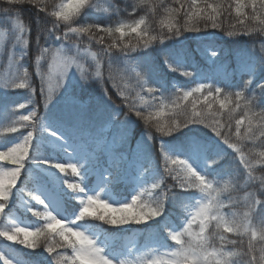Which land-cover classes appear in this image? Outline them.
<instances>
[{"label": "trees", "instance_id": "obj_1", "mask_svg": "<svg viewBox=\"0 0 264 264\" xmlns=\"http://www.w3.org/2000/svg\"><path fill=\"white\" fill-rule=\"evenodd\" d=\"M40 2L24 0L23 3L9 5L0 0V9L9 8L12 13L9 17L0 11V38H3V47L0 48V88L13 80V63H18L21 67L18 77L26 69L30 88L35 89L34 94L28 88L0 89V116L3 117L0 146H7L32 131L31 127H21L25 122H21L19 116L28 114L33 108L37 111L34 118L37 122L40 117H44L76 140L108 137L110 132L101 134L103 126L108 125V131H112L122 121L128 128L127 134L131 133V140H137L141 134L147 133L151 138L143 149L149 157L141 159L147 172V186L138 204L147 202L149 196L163 199L164 214L146 218L140 224L126 225H111L87 214L80 219L99 230L102 237L116 247H121L127 236L135 235L139 237L138 247L150 249L154 243L163 245L169 239V228L180 225L188 208L195 203L196 196L201 194L195 188H180L177 176L181 172L180 166L171 163L166 165L162 146L168 155L180 160H187L193 152L205 155L209 163L207 178L215 182L217 188L226 189L221 195H224L228 205V216L232 213L241 216L248 213L253 225L264 220V205L253 207L252 204L253 193L257 200L264 202V191L260 189L264 178V97H261L260 89V85L264 84V55L260 54L261 45L264 44V31H261L264 24L254 18V15H260L261 20H264L259 0L255 12L251 0H243L242 14L236 11L237 0H144L143 3H139V0H84L72 17L75 22L71 26L93 27L79 34L68 31L67 25L63 23L58 30L52 29L53 18L47 15L45 9L37 7ZM209 16H213L214 20L209 19ZM17 20L23 24V31L16 26ZM141 20L143 23L139 24L136 32L128 27H135ZM213 23L219 27H212ZM121 24L125 25L124 35L115 31L109 34L102 30L115 29ZM43 29L56 31L60 40L55 37L47 39ZM229 31L234 32V35L229 36ZM37 36H40L39 44ZM153 36L155 40L150 39ZM24 40L28 41L27 46ZM145 41H148L147 45ZM109 45H113L110 50ZM44 48L49 51L43 52ZM57 49L75 50L78 57L88 62L85 76L91 83L85 84V79L72 83L61 97L59 92L56 98L51 96V102L45 109L48 89L37 74L36 57H42L39 69L46 78L49 62ZM213 51L218 56L216 60L211 56ZM237 51H240L239 55ZM65 53L70 54L68 51ZM87 56L90 59H86ZM172 68L177 70L173 71ZM98 70L99 76L96 75ZM185 71L194 75H183ZM248 80L252 83L245 89L243 86ZM216 82H220L219 85ZM199 83L212 84L224 90L221 93L213 92L211 96L206 89L193 92L185 100L184 93L192 91ZM42 87L44 92H41ZM148 88L155 91L150 93ZM240 91H244V98L234 95ZM29 99L33 102L27 103ZM221 101H224V107H221ZM21 103H26L25 109L19 108ZM237 104L239 107H236ZM193 107L206 116L205 122L189 123L185 127V113H191ZM136 111L142 112L148 122L136 116ZM238 119L244 121L239 134L236 128ZM217 122L222 135L229 139L230 144L236 145L239 152L224 144L207 126ZM177 124L180 127L177 128ZM11 127L18 130L11 132ZM159 127L174 130L171 135H165L158 131ZM49 135L47 132L41 134L37 123L34 142L47 141ZM242 154L248 167L241 160ZM150 160L154 161L152 165L148 162ZM213 160L215 164L211 163ZM46 169L47 178L61 193L67 210L76 209L73 191L79 183L78 178L72 173L50 176ZM168 169H172L171 173ZM153 170L157 171L155 175H151ZM112 176V186L118 195H129L132 184L122 183L115 175ZM157 182L159 187L153 189L152 184ZM69 184L75 185V189L69 188ZM28 186L23 181L18 188L10 187L11 196L7 202H3L11 204L29 198L32 206L29 211L22 207L17 209L25 213L36 231L46 225L41 216L35 214L40 213V208L32 200ZM214 223L209 226L208 235L214 231ZM5 232L16 234L10 230L8 219L2 213L0 243L4 244L5 253L0 251V254L5 258L9 256L11 264H14L15 259L29 264H57L58 258L63 264L64 258L73 255L72 249L57 230L29 237L30 242H35L33 247L19 243V239H23L21 236L17 240L8 239L2 234ZM223 235L227 240L237 241L235 245L221 242L219 237L213 241L220 248L240 253L228 257L230 261L253 259L252 256H243V252L248 250V235L239 236L233 232H223ZM252 243L259 244V233ZM49 247L55 251L49 252ZM0 264H4L3 259H0Z\"/></svg>", "mask_w": 264, "mask_h": 264}, {"label": "rangeland", "instance_id": "obj_2", "mask_svg": "<svg viewBox=\"0 0 264 264\" xmlns=\"http://www.w3.org/2000/svg\"><path fill=\"white\" fill-rule=\"evenodd\" d=\"M1 46L2 38H0V48ZM67 51L70 52V50ZM64 52L66 51H61L57 56L55 70L50 68V66L53 64V58L50 60L49 71L47 72L45 78V88L48 89L47 80L49 73H51V96H53V98H56L57 92L60 93L59 97H61L63 92L69 90L72 83L78 82L79 80L83 79L81 76V72H83L84 76L87 72L85 65L88 62L82 60L77 56L78 54L76 53H72L71 55H64ZM236 53L237 55H239L240 51H237ZM212 57H214V60L218 58L217 55H212ZM65 58H72L75 63L69 68L67 76L64 77V87L57 88V81L60 79L59 73L63 70ZM86 59H90V56H87ZM20 71L21 67L18 65V63H13V79L18 78ZM0 89H3V85ZM45 122L52 131L58 133L57 136L51 135L50 137L49 145L52 149H49L46 145H42L40 143L35 145V148L29 150V161L25 163V168L21 171L24 177L25 174L27 176H33V180L30 185V189L32 190V197H34L35 195L40 196L41 199L45 201L48 210H51L53 212V215H57V218L64 219V225H75V227H77L79 230L84 231L85 234L93 235L94 237H96L101 246L106 245L105 251L114 261L125 259L136 262L142 257L144 253L149 252L152 248H156L157 251L154 256H149V259H155L157 257H159L160 259H169L170 253L175 250V248L179 247V245H176L171 237L170 240H167L163 245L159 246L158 244H155L150 249L138 247L139 241L137 237L126 239L123 247L116 248L108 245L106 241L101 237V234L97 229H94L89 224H85L77 219L80 207H82L80 205V200L86 199L88 195H93L97 192H100L101 199H106L109 204H112L114 207H119L122 203L130 204L132 202L133 196H140L142 194V189L146 187L147 179L145 177L147 172L145 171V167L141 162V159H147L149 156V154L143 149L148 142L149 135L142 134L140 135L138 140H131V133L127 134L128 128L126 125H123L124 121H122L120 122V124H117L113 127L114 129L112 130V133L109 137L99 136L94 139L79 138L78 140H75L67 132L62 131L60 128L56 127L48 120H45ZM2 124L3 117L0 116V126ZM107 127L108 125L103 127V132L107 130ZM103 132H101V134ZM121 136H123V139H121ZM19 143H23V138L15 141L7 147H0V151H7L8 148L14 147ZM32 158L36 160H48L64 163L65 169H71L70 167H68V165L71 163L77 164V175L81 179V184H79L77 190L73 192L74 200L77 204V209L66 211L63 199L61 198L59 193L53 190V187L50 184L49 180L44 176V171L32 166ZM192 160L193 162L191 160L188 162L192 164L198 172L205 175L208 174V161L206 160V157L204 155H192ZM4 162L5 161H0V174L8 173L17 166L15 164L6 166ZM43 165H45L46 167H51L47 164ZM52 168L56 169L54 167ZM118 168L120 170H118ZM112 170L115 173V176L119 177L121 181L129 184L133 183L129 190V195H118L115 189L110 185ZM21 173L14 186H17V184L19 183L22 177ZM151 175H155V172H152ZM4 180L5 187L9 186L7 183L8 177L6 175L4 177ZM213 184L214 187L217 188L215 182H213ZM80 188H84V193H80L79 195H77ZM213 195H215V193H213ZM202 197L203 194L201 193L198 196L197 201L202 199ZM218 198L226 204L224 195L220 194ZM1 200L2 199H0V203H3ZM28 202L29 200L27 199H24V201L22 202V205L27 209L30 208ZM41 206L43 207L44 213L45 205L41 204ZM4 211L7 214L12 215L11 225L13 229L16 230V228H27L29 231H32L33 228L30 226L28 219L14 215L17 214V212L16 208L12 204L8 206L6 210L4 208ZM194 211L195 208L192 207L188 211L186 217L182 220L181 227H172L169 232H183L187 227V221L191 219V214ZM222 212L228 216L227 207L223 208ZM45 221L47 224L48 221ZM60 227L61 226H57V230H59ZM193 231H199L198 224H193ZM207 232L208 229L203 235L208 236ZM183 239L187 240L190 239V237L184 236ZM213 243L215 248H220L215 244V242ZM223 250L225 252H229V250L227 249ZM0 251H5V246L3 243H0ZM20 264L27 263L22 261L20 262Z\"/></svg>", "mask_w": 264, "mask_h": 264}, {"label": "snow or ice", "instance_id": "obj_3", "mask_svg": "<svg viewBox=\"0 0 264 264\" xmlns=\"http://www.w3.org/2000/svg\"><path fill=\"white\" fill-rule=\"evenodd\" d=\"M5 3L12 5V4H16V3H21V0H4ZM195 2V0H194ZM258 0H251V6L253 7V10L255 12L256 6H257ZM243 5V0H237V7H236V11L238 14H242L241 13V6ZM260 5H264V0H259V6ZM0 11L4 12L7 16L11 17L12 13L11 10L9 8H3L0 9ZM216 9L213 8V12H215ZM254 18L256 20H259L260 23L264 24V20H261L260 15H254ZM209 19H213V16H209ZM143 20L139 21L138 24L133 27V26H128L131 27V30L133 32L137 31V28L139 27V24H142ZM16 26L23 31L24 30V26L23 24L17 20L16 21ZM99 27V26H96ZM212 27H219L218 24L213 23ZM89 27H84L79 29V31L82 32H87L89 31ZM125 29V25L121 24L119 27L112 29V28H104L102 29L104 32L106 33H113L115 32H120L121 35H124ZM171 30V27H170ZM196 31H199V29H195ZM250 30V29H249ZM229 36L234 35V32L229 31L227 33ZM150 39L155 40L156 37L153 36ZM24 44H27L28 41L24 40L23 41ZM115 43V41L113 42ZM145 45H147L148 41L144 42ZM113 45H109V50L112 48ZM133 51L135 50V48L132 49ZM62 51V49H57L55 50V54L53 55V64L51 65V68L53 70H55L56 68V58L59 55V53ZM93 57H95V53L92 54ZM213 56H216V53L213 52L212 53ZM75 63V61L72 58H65L64 60V64H63V70L59 73L60 79L57 81V88L60 87H64V77L67 76L68 73V69ZM98 67H99V61L97 62ZM79 67V66H78ZM169 67H172L171 65H169ZM173 71H176L177 68H172ZM37 74H39V63H37ZM97 76L100 75L99 70L96 73ZM183 75L186 76H192L194 75V73L191 72H187L185 71L183 73ZM81 76L83 79H87L86 76L83 75V72H81ZM28 77V72L25 69L23 72V75L18 77L19 82H17V79H13L7 83H5L3 85V88H17V89H30L31 93H35V89L34 88H30V85L28 83L27 80ZM45 83V79L42 77V84ZM48 94L46 96V101H45V109L48 108V104L51 102V92H52V86H51V73H49L48 76ZM146 83V82H145ZM252 81L248 80L244 83L243 88L247 89L249 87V85H251ZM261 87H264V85H261ZM208 90V94L209 96L212 95L213 92L215 93H221L223 92V88L221 87H214L212 84H207V83H199L198 86L193 89L190 92H185L184 93V99L187 100L188 97L192 96L193 92H201L202 90ZM148 92H153L155 91V89L153 88H148L147 89ZM41 92H44V88H41ZM237 98H244L245 97V93L244 91H240V92H236L234 94ZM205 99H207V97H205ZM33 101L31 99H29L27 101V103H32ZM20 109H25L26 108V103H21L18 105ZM224 101H221V107H224ZM236 107H239V105L237 104ZM136 116L138 117H142L145 119L146 122H148V118L147 117H143V113L140 111H136ZM37 116V111L35 110V108H33L32 111L28 112V114L26 115H20L19 116V120L21 122H25L21 124V127H31L32 131H29L27 133L26 136L23 137V143H19L16 144L14 147H10L8 148L7 151H0V161H10L11 163L17 165L13 170H11L8 173H4V174H0V181H2V185H0V199H2L3 201L7 202L11 196V191H10V187L14 186L18 177L20 176L21 171L25 168V163L29 161L28 159V152H29V147L31 146V142L34 139V132L37 130V123H39V130L41 132V134L43 133H50L52 136H57L58 133L52 131L45 122L44 117H40L39 122H37L36 119H34ZM185 120H184V126L186 127L189 123H204L206 116L204 114H202L201 112H198L195 110V107H193V110L191 111V113H185ZM230 118H231V114H230ZM244 121L242 120H236V128H237V134H239V128L243 125ZM208 127L212 128V131L223 140V143L228 145L230 148H236V151H240V149L238 147H236V145L234 144H230L229 143V139L225 136L222 135L221 131H220V125L219 123H215V124H208ZM176 127H180L179 124L176 125ZM18 129L16 127H11L9 129V131L11 132H16ZM174 129L173 128H167V127H159L158 131L163 132L165 135H171L172 131ZM249 131H251V128H249ZM151 138V137H149ZM121 139H123V136H121ZM161 151L164 153V159H165V163L166 165L168 163H171L172 165H179L182 174H177L178 176V180H179V186L181 189L187 190V189H198L200 191V193L203 194L202 199L198 200L195 205H193V207L195 208V211L191 214V219L187 221V228L184 229V232L182 234H180L178 236L179 239L183 240V237L187 234V233H196L197 234V238L202 239L204 237V233L207 231V229L209 228V226L211 225V223L213 222L212 217L214 215H216L217 213H223L222 209L227 207L228 205H226L222 200H220L218 197H216L215 195H213V193H215V187L213 184L212 180H209L207 178V175L205 174H201L200 172H198L192 164H190L187 160H180L178 158H172L170 155H168L167 152L164 151L163 146L161 147ZM241 160L244 163L245 167H248V163L247 161L244 160L243 158V154L241 155ZM32 162L36 163V164H47L51 167H54L56 169L59 170V172H64L65 171V164L64 163H59V162H54V161H48V160H36L34 158H32ZM212 164H215L216 161L213 160L211 162ZM68 167H70L72 169V171L74 173L78 172L77 169V164L75 163H71L68 165ZM168 171L171 173L172 169H168ZM5 175L8 177L7 183L9 185V187H5V180L4 177ZM69 188H73L75 189V185L69 184L68 185ZM159 187V182L152 184V188H158ZM103 191V190H101ZM80 193H84V188H80L79 189V193H77V195H79ZM136 199L132 200V202L129 203H122V204H129L133 207V209L135 208L136 205L138 204V201L140 200V196L139 195H135ZM38 203L45 205V212L44 213H35L37 216H43V218L45 220L48 221V223L46 224L45 228H37L36 231H29L27 228H23V230L25 232H30L32 235L31 237H38L41 236L43 234H45V232L48 233H53L56 232L57 230V226H61L59 228V232L58 235L62 238V240L64 242H66L67 246L70 247L72 249L73 255L70 257H66L63 260V264H83V260L86 258L89 261H92L93 264H122V259L119 261H114L112 258L109 257V255L106 253L105 251V246H101L100 243L98 242L97 238L94 236H89L88 234H85V232H82L81 230H79L77 227H75V225L72 226H67L64 225V219L61 218H57V215H53V212L51 210H48L47 205L45 204V201L43 199H41L40 196L35 195L33 197ZM90 201H96V202H101V201H106L108 203V201L106 199H101L100 197V192H97L93 195H88L86 199H81L80 200V205L82 207H80L77 219H81L83 218L85 215H81V209L85 208L88 203ZM109 204V203H108ZM218 204V209H216V211H212L214 205ZM252 204L253 207L257 204H259L260 206L264 205V202L257 200L255 197H252ZM6 204L5 203H0V214H2L4 212V208H5ZM132 219V216H129L127 220L125 219H116V220H109L108 223L112 224V225H125L129 222V220ZM70 221V220H69ZM196 223L199 226V231L198 232H194L193 231V224ZM21 228H16L15 230V235H9L7 232L2 233L3 235H6L8 239L10 240H17L18 237L20 236V230ZM69 230H71L72 233H80L81 237L85 240V243H81L80 239H77L76 236L69 234ZM224 238H226L224 236ZM235 242V241H234ZM19 243L21 244H29L30 247L35 246V242L32 241L30 242L29 239L25 240L23 239H19ZM49 252H54L55 249L53 247H49L48 248ZM0 259L4 260V264H11V261H9L7 258H5L3 256V254H0ZM253 259H255V256H253ZM57 264H61V260L58 258L57 259Z\"/></svg>", "mask_w": 264, "mask_h": 264}, {"label": "clouds", "instance_id": "obj_4", "mask_svg": "<svg viewBox=\"0 0 264 264\" xmlns=\"http://www.w3.org/2000/svg\"><path fill=\"white\" fill-rule=\"evenodd\" d=\"M23 2L24 0H21V3ZM28 2H32V0H28ZM143 2L144 0H139V3ZM83 3L84 0H67L66 3L64 0H41L40 3H37V7L45 9L47 15L53 18L51 21L52 29L58 30L63 23L67 25L68 31L79 34L81 33L79 29L84 28V26L76 28L72 27L71 24L75 22L72 20V17L77 13ZM259 8L261 15H264V5H260ZM87 27L91 28L93 25H87ZM54 30L43 29L45 37L47 39L55 37L60 40V36L57 35V32ZM261 31H264V29H261ZM39 41L40 36H37V44H39ZM25 46H27V44H25ZM42 51L46 53L49 49L44 48ZM260 54L264 55V44L261 45ZM41 58L42 57L38 55L36 57V63L40 64ZM38 75L41 76L42 82V77L45 79V75L40 72V69ZM84 83L88 84L91 82L85 80ZM261 85V97H264V87H261ZM2 183L3 182L0 181V185H2ZM260 189L264 191V178L261 180ZM225 190V188H216L215 196L219 197L221 192ZM252 195L255 197V193ZM135 199L136 196H133L132 200ZM135 209L136 211L133 212V207L129 204H121L119 207H114L106 201H90L85 208L81 209L80 214L94 216L106 223H108L109 220H127L129 216H132V219L129 220L127 224H140L142 221H145L146 218L151 219L156 216H162L164 214V201L163 199H155L149 196L147 202L136 205ZM216 209H218V204L214 205L212 211H216ZM212 220L215 222L214 231L210 235L204 236L199 240L196 233H187L185 236L190 237V239L187 240L178 238L184 231H172L167 233L176 245H179V247L175 248V250L170 253L169 259H160L159 257L149 259L148 257L154 256L157 251L156 248H152L149 252L144 253L138 261L134 262L122 259V264H264V220L258 225H253L248 213H244L242 216L237 213H232L231 216H227L224 213H217L212 217ZM19 232L23 235L25 240H28L32 235L30 232H25L23 228H21ZM223 232H233L239 236L248 235L250 237L248 241V250L243 252V256H255V259L249 260L241 258L235 262L227 259V257L230 256L240 255V253L225 252L222 248H215L213 241L216 237H219L221 242L227 241V243L233 245L237 243L235 240H227V238H224ZM257 233H259L258 245L252 243ZM69 234L76 236L77 239L81 240V243H85L80 233H72L71 230H69ZM83 264H93V262L85 258Z\"/></svg>", "mask_w": 264, "mask_h": 264}]
</instances>
